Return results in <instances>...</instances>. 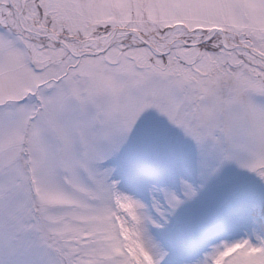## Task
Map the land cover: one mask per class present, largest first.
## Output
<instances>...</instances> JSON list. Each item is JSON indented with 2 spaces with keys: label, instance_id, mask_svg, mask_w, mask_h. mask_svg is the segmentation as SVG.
<instances>
[{
  "label": "snow or ice",
  "instance_id": "snow-or-ice-1",
  "mask_svg": "<svg viewBox=\"0 0 264 264\" xmlns=\"http://www.w3.org/2000/svg\"><path fill=\"white\" fill-rule=\"evenodd\" d=\"M0 264H264V0H0Z\"/></svg>",
  "mask_w": 264,
  "mask_h": 264
}]
</instances>
